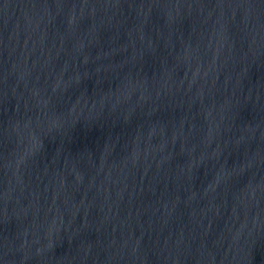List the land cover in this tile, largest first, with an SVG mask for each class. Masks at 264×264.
I'll list each match as a JSON object with an SVG mask.
<instances>
[{
  "label": "water",
  "instance_id": "1",
  "mask_svg": "<svg viewBox=\"0 0 264 264\" xmlns=\"http://www.w3.org/2000/svg\"><path fill=\"white\" fill-rule=\"evenodd\" d=\"M0 264H264V0H0Z\"/></svg>",
  "mask_w": 264,
  "mask_h": 264
}]
</instances>
